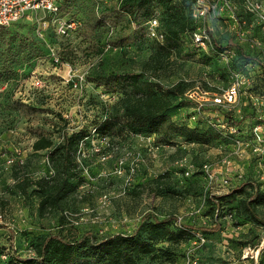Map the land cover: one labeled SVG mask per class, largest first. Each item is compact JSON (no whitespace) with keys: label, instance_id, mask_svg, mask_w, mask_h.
<instances>
[{"label":"rangeland","instance_id":"rangeland-1","mask_svg":"<svg viewBox=\"0 0 264 264\" xmlns=\"http://www.w3.org/2000/svg\"><path fill=\"white\" fill-rule=\"evenodd\" d=\"M211 1L218 8L206 30L223 50L212 39L195 43L194 33L204 27L193 17V2L186 5V23L163 9L155 14L160 32L186 30L180 49L171 53L158 50L145 26L130 27L124 19L99 34L82 29L75 38L45 28L43 15L0 29V88L14 78L13 87L23 90L36 76L43 82L38 103L46 110L19 111L12 88L0 90V264L30 257L35 237L73 241L87 232L132 234L151 213L160 220L175 218L174 229L195 226L193 237L203 238L174 246L176 264H264V226L252 216L253 211L264 221V23L247 0ZM250 1L264 11V0ZM98 3L100 12L108 11L118 0ZM74 4L69 13L83 24L93 4ZM191 26L198 28L192 33ZM113 72L141 73L165 88L180 87L183 95L170 99V122L206 131L209 141L188 143L172 132L152 136L151 142L126 133L104 143L91 139L80 152L74 190L61 208L42 216L35 182L56 177L61 160L52 149L36 151L34 143L44 136L57 146L65 134L93 132L118 111L127 102L124 95L93 82ZM234 83H239L235 103L213 110L214 96ZM29 89L20 97L28 98ZM192 89L208 107L195 120L194 106L185 99ZM128 177L131 185L125 187Z\"/></svg>","mask_w":264,"mask_h":264},{"label":"trees","instance_id":"trees-1","mask_svg":"<svg viewBox=\"0 0 264 264\" xmlns=\"http://www.w3.org/2000/svg\"><path fill=\"white\" fill-rule=\"evenodd\" d=\"M77 1L59 0L62 15L67 20L77 24L76 30L68 37L80 36L82 29H85L88 33L99 34L106 29L109 30L117 20L124 19L130 27L133 25L136 27L145 26L147 34L151 38V23L157 21L155 17L157 11L163 9L170 19L173 18L179 21V19H184L186 5L193 2L195 6L193 8L194 19L203 23L205 32L208 34L209 39L214 42V46L219 50H223L213 40L211 32L206 30L207 20L196 16L198 8L196 0H118L116 7L101 12L98 8V0H90L93 6L87 12L83 24L69 13L71 6H74ZM103 1L109 2L110 0ZM221 1L219 0V2ZM183 21L186 23V19ZM12 26L8 28L0 26V29L7 30ZM197 28L191 26L192 33ZM184 29L171 28L164 34L158 30L157 25L155 28L157 37H152V40L156 41L159 51L171 53L180 49L182 45L181 37L186 31ZM202 32V30H199L194 35ZM124 41H128V39ZM196 44L201 45L200 43ZM9 75L5 73V76ZM13 82L14 78H6L1 83L0 90L8 91L12 88L15 109L27 111L31 115L45 113L46 110H43L38 103L43 99V96L38 94L37 90L30 88V93L27 94L28 98L24 99L25 97L18 96L17 92L21 88L23 93L29 87L22 90L23 85L13 87ZM93 82L111 93L123 94L127 102H124V105L118 111L97 124L93 129L95 134L86 130L65 134L64 141L57 146H54L53 142L44 136L34 143L33 147L36 151L52 149L51 155H58L61 160L56 177L50 181L38 180L35 182V193L40 197L39 210L42 216H45L50 210L61 208L67 195L74 190L75 187L71 181L79 174L78 162L75 156L78 153L79 145L85 139L89 140L97 135L100 138L113 140L123 133L133 137L137 135L156 137L172 132L188 143L205 144L209 141L206 131L202 132L198 128L188 125L176 126L170 122L167 114L170 99L183 95L180 87L165 88L161 84L144 80L143 75L136 72L100 74ZM186 94L185 99L194 106L195 114L192 115L191 119L195 120L199 114L205 110L207 111L208 107H201L198 111V105L188 99ZM209 105L215 106L213 110H220L223 106L213 103ZM215 199L218 198L215 197ZM252 213L253 219L264 226V221L253 211ZM174 219L170 217L160 220L152 213L147 214L139 230L132 234L118 233L99 236L87 232L73 241H67L61 236L53 234L38 236L33 238L31 242L32 255L30 257L15 256L9 264H142L144 261H148L149 264H176L177 254L174 246L185 244L192 238L195 241L197 235L193 237L192 231L196 229L195 226L185 225L180 229H174L172 226V220ZM161 243H169V245L159 246Z\"/></svg>","mask_w":264,"mask_h":264},{"label":"built area","instance_id":"built-area-1","mask_svg":"<svg viewBox=\"0 0 264 264\" xmlns=\"http://www.w3.org/2000/svg\"><path fill=\"white\" fill-rule=\"evenodd\" d=\"M222 2L224 5H226L225 0H222ZM196 3L198 6L196 16L199 18H203L204 20H207L209 18L208 16H211V14L214 13L218 8V3L215 4L211 0H196ZM247 5L251 13L258 12L264 23V11H261L262 6H260L258 3L251 2L250 0H247ZM40 15H43L44 18H47L48 20V22L45 20L42 25L45 28L51 25L54 28L57 35L59 36L68 37L77 28V24L75 22L67 20L62 15L59 0H0L1 27L8 28L22 19L35 20ZM157 25H158L157 21H153L151 23L150 36L153 38L157 37L155 32V28L157 27ZM202 31L203 32L201 34L194 35V40L195 43H200L201 45H204L206 41H209L210 39L208 34H206L205 32V27ZM53 57H54L53 61L56 64H58L59 58L57 54L53 53ZM29 88L40 91L43 88L42 80L37 78L36 76H33ZM27 90L28 89H26L24 93H27ZM238 90H239V83H234L222 95L220 96L215 95L214 98L212 99V102L216 105H231L235 103V101L237 100ZM194 91H195L194 89L190 90L186 94V97L198 105L197 110L199 111L201 107L205 106L204 105L205 103L199 100L198 93ZM17 95L18 96L22 95L21 88H19ZM93 134H95V131L93 132ZM137 137H139L142 140H148L150 142L152 141L151 137H144L142 135H137ZM91 139L92 141L100 140L102 143L106 141H110L107 138H100L97 135L93 136ZM91 139L89 140L85 139L79 145V149L77 153V161L80 165H81L80 152L85 145H88V142ZM82 155H84V152L82 153ZM204 171L209 173V169L207 165L204 166ZM133 172L134 170H131V177L133 175ZM209 176L210 178H212L211 175ZM131 181L132 180L130 179V177H128V179L126 180L125 187H129L131 185ZM197 238L203 240V238H201L200 236H198Z\"/></svg>","mask_w":264,"mask_h":264}]
</instances>
